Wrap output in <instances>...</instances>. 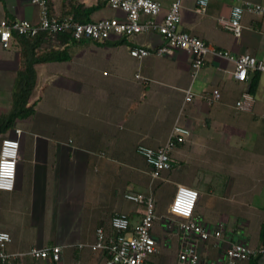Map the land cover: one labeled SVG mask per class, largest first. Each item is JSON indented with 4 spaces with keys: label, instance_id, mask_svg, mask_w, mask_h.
Segmentation results:
<instances>
[{
    "label": "crops",
    "instance_id": "0c3cea01",
    "mask_svg": "<svg viewBox=\"0 0 264 264\" xmlns=\"http://www.w3.org/2000/svg\"><path fill=\"white\" fill-rule=\"evenodd\" d=\"M47 1L49 15L60 18L78 6L88 9L102 3L100 9L111 15L99 20L120 16L103 0ZM152 1L162 6L160 21L175 0ZM196 1L180 0V31L216 50L264 60V17L246 13L239 39L218 25L233 6L245 1L264 6V0H209L203 15L197 13ZM100 9L84 15L85 20L94 22ZM1 19L36 23L39 7L30 0H0ZM162 44L156 33L83 40L55 47L64 49L68 60L34 67V114L17 120L6 134L16 139L13 131H21L13 190L0 191V231L11 236L9 252L60 246L64 264H103L104 255L78 251L76 245L91 243L95 230L108 228L114 213L127 214L132 224L139 221L141 207L125 208L118 196L147 191L149 167L136 148L162 146L175 123L190 136L172 151L170 175H177L168 176L173 186L169 200L177 185L196 190L194 218L210 233L220 232V238L199 244L201 264L222 263L232 243L256 251L264 248L259 238L264 222V74L250 72L246 82H236L233 63L208 55L192 78L190 55H155ZM131 47L151 54L133 58ZM18 66V46L12 40L10 49L0 47V70L15 75ZM186 89L193 94L189 103L184 101ZM215 89L218 101L202 99ZM243 93L254 99L249 112L234 107ZM247 133L250 139H244ZM157 217L170 225L167 209ZM175 225L173 230L167 226L169 239L164 243L157 238L162 254L149 264H176L182 234ZM170 236L177 246L171 256L165 253ZM14 264L52 263L25 257ZM250 264H264V254L252 257Z\"/></svg>",
    "mask_w": 264,
    "mask_h": 264
},
{
    "label": "built area",
    "instance_id": "2783aa9c",
    "mask_svg": "<svg viewBox=\"0 0 264 264\" xmlns=\"http://www.w3.org/2000/svg\"><path fill=\"white\" fill-rule=\"evenodd\" d=\"M107 7L120 14L112 18L94 22L80 23L73 15L63 17L51 16L48 13L46 0H30L32 5L39 7V20L31 23L25 20H0V47L10 49L13 33L34 37L40 32L70 34L76 40L88 39L104 42L112 37L131 38L137 35L156 33L163 38V44L155 50V55H172L175 51H183L190 55L191 77L195 78L204 66L208 55L224 58L234 65L232 78L239 83L246 82L248 74L258 72L264 74V60L244 53L233 55L228 51L216 50L204 41L178 29L180 23V0L170 5L165 16L158 21L162 6L152 0H103ZM197 13L205 14L209 0L196 1ZM246 13L264 17V6L248 1L232 7L227 19H218V25L229 31L234 37H242V20ZM131 57L141 59L151 53L142 47H131ZM211 103L220 99L218 90H212L201 96ZM193 99L190 89L184 90V101ZM254 99L243 93L235 102L239 112H249ZM16 139L5 136L0 143V191L11 192L14 187L16 166L19 158L18 137L21 131L15 129ZM190 131L175 123L167 141L158 148L139 145L136 153L142 157L149 167V184L145 193H126L124 199L135 206L141 207L142 217L132 224L125 213H114L109 220L108 228L98 227L91 243H79L78 251L89 250L104 255L103 264H149L151 258L159 257L162 252L157 237L153 234V224L157 220L156 204L153 195L155 182L165 181L163 175L171 173L174 168L172 151L188 141ZM198 192L185 185H177L167 207V215L175 221L178 231L182 234L179 249L176 253V264H201L199 244L206 243L210 237L220 238V232L210 233L198 224L194 211L198 201ZM12 239L8 232L0 231V263L14 264L29 257L35 262L47 261L52 264H64L62 247L31 248L25 252H9L8 246ZM264 254V248L253 250L244 244L232 243L225 249L222 263L213 264H250L252 257Z\"/></svg>",
    "mask_w": 264,
    "mask_h": 264
},
{
    "label": "trees",
    "instance_id": "16d2710c",
    "mask_svg": "<svg viewBox=\"0 0 264 264\" xmlns=\"http://www.w3.org/2000/svg\"><path fill=\"white\" fill-rule=\"evenodd\" d=\"M47 4L48 1L46 0ZM104 4H97L88 9L78 6L69 15L80 23H88L84 15L88 16L99 10ZM88 40V39H84ZM13 41L18 46L19 66L15 73V80L11 94V106L7 113L0 114V136L6 135L17 120H24L34 114L36 103L30 102L36 84L35 66L48 62L66 61L70 57L63 50L55 47H64L67 44L80 42L74 40L70 34H55L40 32L34 37H27L13 33ZM130 218V217H129ZM131 221V218H130ZM259 238L264 244V222L261 225Z\"/></svg>",
    "mask_w": 264,
    "mask_h": 264
},
{
    "label": "rangeland",
    "instance_id": "374dc122",
    "mask_svg": "<svg viewBox=\"0 0 264 264\" xmlns=\"http://www.w3.org/2000/svg\"><path fill=\"white\" fill-rule=\"evenodd\" d=\"M100 10L101 13L93 17L95 21L99 20V17L111 15V11L106 8ZM14 80H15L14 73L10 71L0 70V114L7 113V111L11 106V94L14 85ZM244 139H250V134L247 133L246 135H244ZM176 175H177L176 173H173L172 175H170V173H165L163 175L165 181H161V182L158 181L155 182L153 185V195L156 204V214L159 217L161 216V214L165 213L170 201L169 193L170 191L173 190V186L170 184L171 181L169 180L168 176L176 177ZM118 199H120L124 203L125 208H129L131 205H133L132 203H129L125 199H123L122 195H119ZM164 223H165V219H162V217H160L157 221L154 222L152 229L153 233L156 235L158 239H160L161 243L165 242L164 238L169 239L168 237L169 232L167 228L170 227V230L176 228L175 221H171L170 225L169 224L167 225L168 227ZM170 237L172 240L170 241V244H168V247L166 248V252H165V253L168 252L169 256L173 255L176 252V248H177L176 241L174 240L173 236Z\"/></svg>",
    "mask_w": 264,
    "mask_h": 264
}]
</instances>
